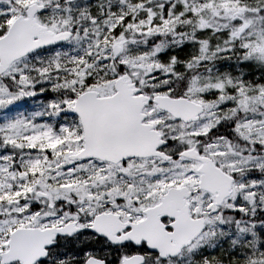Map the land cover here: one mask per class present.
Wrapping results in <instances>:
<instances>
[{"label":"snow or ice","instance_id":"obj_1","mask_svg":"<svg viewBox=\"0 0 264 264\" xmlns=\"http://www.w3.org/2000/svg\"><path fill=\"white\" fill-rule=\"evenodd\" d=\"M0 264H264V0H0Z\"/></svg>","mask_w":264,"mask_h":264},{"label":"trees","instance_id":"obj_2","mask_svg":"<svg viewBox=\"0 0 264 264\" xmlns=\"http://www.w3.org/2000/svg\"><path fill=\"white\" fill-rule=\"evenodd\" d=\"M31 103H32V102L28 101V102H27V106H30V105H31Z\"/></svg>","mask_w":264,"mask_h":264}]
</instances>
